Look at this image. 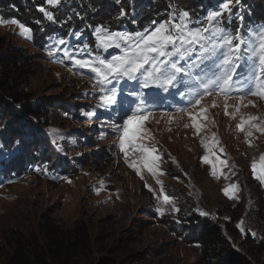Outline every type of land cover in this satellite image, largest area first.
<instances>
[{
    "label": "rangeland",
    "instance_id": "rangeland-1",
    "mask_svg": "<svg viewBox=\"0 0 264 264\" xmlns=\"http://www.w3.org/2000/svg\"><path fill=\"white\" fill-rule=\"evenodd\" d=\"M46 1L47 9L40 12L47 21L45 13L52 15L50 25L54 21L57 24L51 26L53 34L42 47H37L32 28L24 20L0 13V19L5 21L0 23V37L35 62L37 75L30 87L35 92V102L57 105L48 113L55 126L47 130L35 121L34 129L25 127L17 133L18 137L13 132L0 133V264L5 263L8 240L14 232L38 233L49 222L66 230L79 222L89 226L93 244L100 251L94 248L93 257L80 258L73 264H96L102 259L115 262L116 258L102 253L113 248L123 250L120 259L125 264L133 255H138L137 264H206L198 245H189L174 234L173 227L181 225L180 215L209 219L223 229L233 221L242 240L256 237V204L258 192L264 198V183L255 178L251 165L254 160L259 163L264 155V133L253 129L252 136H248L247 125L245 131H239L237 125L248 116L264 120V98L252 95L248 86L235 89L227 100L226 115L224 94L216 91L193 108L190 87L178 85L163 92L141 89L137 82L121 79L107 85L108 89L113 86L117 89V102L104 105L94 73L76 61L110 60L123 53V46L105 50L97 37V30L103 28L89 22L90 26H86L85 19L79 17L77 0H59L55 5ZM185 1L194 6L189 13V27L211 25L232 34L238 30L237 21L241 22L242 16H249L253 7L264 4V0H233L231 14L225 12L224 16L209 21L210 14L219 11L224 0ZM127 3L137 21V0ZM171 9L165 21L179 23L182 12ZM110 10L117 9L110 7ZM191 12H195L194 17ZM12 20L29 28L31 38L21 35L16 24L8 23ZM76 24L80 27L76 28ZM160 24L154 23L145 31L132 25L110 28L109 32L135 36L150 33ZM262 27L264 21L260 25L251 23V29L244 28L241 35L247 41L251 33ZM61 40L63 44L59 43ZM198 51L182 63L193 66L191 71L207 78L212 74L213 60H199ZM239 72L245 75L246 68L242 66ZM134 91H142L155 100L150 107L152 117L145 123L150 131L145 143L154 146L160 157L155 161L158 169L155 176L146 167L139 174L129 167V162L139 160L140 153L130 150L126 162L119 147L121 133L116 131V125L123 123L136 99L131 95ZM67 102L73 108H68V113L59 110L58 106ZM201 108L207 112L201 113ZM189 112L202 125L199 133ZM29 132L39 133L33 137ZM213 137L218 143L210 154L201 141L211 145ZM206 155L211 163L204 162ZM219 160H225L226 164L220 165ZM36 162H42L43 166H33ZM212 163L217 167L216 176L212 175ZM232 186L238 187L232 189L230 197L224 190ZM164 195L170 198V203H164ZM241 221L243 232L238 227Z\"/></svg>",
    "mask_w": 264,
    "mask_h": 264
},
{
    "label": "trees",
    "instance_id": "trees-1",
    "mask_svg": "<svg viewBox=\"0 0 264 264\" xmlns=\"http://www.w3.org/2000/svg\"><path fill=\"white\" fill-rule=\"evenodd\" d=\"M127 2L129 0H77L75 5L80 11L79 17L85 19L87 27L90 26L87 24L89 22L92 26H100L108 32L110 28L117 29L120 26L131 28L132 25L144 28L145 31L154 23H164L171 8L172 12L178 9L189 14L194 7L185 0H137L138 20L135 21ZM46 3V0H0V13L2 16H16L24 20L23 23L32 28L33 39L34 36L37 39V47H42L53 34L51 26L57 24L54 21L53 25H50V21H47L40 12L42 8L47 9ZM110 7L117 10L112 11ZM251 10L249 16L244 15L242 18L245 30L251 28V23L260 25L264 21V4ZM194 14L195 12H191L192 17ZM63 23L67 25L66 22ZM241 24L240 22L239 25ZM79 27L80 25L76 24V28ZM31 58L11 47L0 37V133L13 132L18 137L17 133L23 131L25 127L34 129L35 121H39L46 130L55 126V120H50L48 113L57 105L36 103L35 92L30 89L31 81L37 75L35 62ZM58 108L68 113V108H73V104L67 102L60 104ZM17 126L19 128H16ZM29 133L37 137L39 132ZM33 150L35 152V147ZM32 165L43 166L42 162ZM256 207L254 219L258 231L256 237L250 236L242 240L233 221L223 229L209 219L194 215H180L178 223L181 225L174 226L172 230L183 242L198 245L206 264H264V198L260 192ZM8 246L9 252L3 264H73L80 258L93 257L94 248L100 251V247L93 244L89 226L83 222L77 223L70 230L49 222L38 233L33 231L26 234L16 231L9 238ZM120 251L123 250L117 248L103 250L102 253H107L117 260L111 262L112 259H102L96 264H125L123 259H120L123 258ZM127 263H139L138 255L128 257Z\"/></svg>",
    "mask_w": 264,
    "mask_h": 264
},
{
    "label": "snow or ice",
    "instance_id": "snow-or-ice-1",
    "mask_svg": "<svg viewBox=\"0 0 264 264\" xmlns=\"http://www.w3.org/2000/svg\"><path fill=\"white\" fill-rule=\"evenodd\" d=\"M48 3L55 5L59 3V0H48ZM232 5L233 0H224L219 11L210 14L209 21L222 17L225 12L231 14ZM41 11L44 9L42 8ZM45 14L49 20L53 19L51 14ZM4 22L0 19V23ZM8 23L16 24L21 30V35L31 38V30L25 25L15 20L8 21ZM189 23V14L183 12L179 23L165 21L147 34L137 33L133 36L128 33H111L98 29L97 37L105 50L123 46V53L113 56L110 60H77L76 63L94 73L104 105H113L117 102V89L114 86L108 89L107 85L112 84L113 81L119 82L121 79L135 81L141 89H158L163 92L176 89L178 85L190 87L193 89L191 100L193 108L200 106L206 95L216 91L217 94H224L226 115L229 107L227 100L235 89L248 86L252 95L264 98V27L255 30L245 41L239 30L232 34L211 25L192 28L189 27ZM59 43L63 44L64 41L61 40ZM197 50H199V60L203 61L209 58L213 60V68L210 69L212 74L207 78L198 72L191 71L193 66H186L182 63L191 58V55ZM242 66L246 68V73L243 76L239 72ZM180 94L184 95L182 92ZM131 95L136 99L127 110L128 114L123 118V123L116 125V131L121 133L119 147L126 162H129L130 150L140 153L139 160L129 162V167L135 169L138 174L142 168L146 167L155 176L158 172L155 161L160 157L155 154L157 149L154 146L145 143V140L150 138V131L145 127V123L152 117L150 107L155 104V100L142 91H134ZM243 99L244 97L241 95V106H243ZM181 111H185V109H181ZM239 111L240 109L237 108L236 112L239 113ZM206 112V108H201V113ZM188 115L194 122L193 127L196 132L199 133L202 125L196 122L197 118L191 112ZM255 121L260 122L255 123ZM246 125L248 136H252L253 129L264 133V120L259 117L242 118L237 128L239 131H245ZM201 142L206 149H209L210 154L211 149L218 143L215 137H213L211 145L205 141ZM249 144L251 146L250 141ZM203 159L205 163H211L209 156L206 155ZM217 159L219 158L217 157ZM219 163L223 166L226 161L219 160ZM251 167L255 178L264 183V155H261L259 163L254 160ZM212 169V175L216 176L215 163H212ZM68 182L71 183V181ZM157 183L161 182L157 180ZM237 187L226 188L225 194L231 197L232 189ZM161 190L163 191L162 183ZM163 201L166 204L171 202L167 195L163 196ZM157 211L163 214L161 209L158 208ZM202 214L207 215V213ZM238 227L242 232L244 231L243 221Z\"/></svg>",
    "mask_w": 264,
    "mask_h": 264
}]
</instances>
